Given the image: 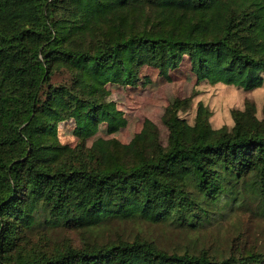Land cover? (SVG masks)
Returning <instances> with one entry per match:
<instances>
[{"label": "trees", "instance_id": "1", "mask_svg": "<svg viewBox=\"0 0 264 264\" xmlns=\"http://www.w3.org/2000/svg\"><path fill=\"white\" fill-rule=\"evenodd\" d=\"M186 60L197 82L263 86L264 0H0V264H264L238 236L228 252H178L117 227L202 232L240 209L264 218L253 100L215 127L203 102L189 122L190 98H176L166 140L148 121L129 142H86L101 124H127L110 84L137 86L145 66L169 78ZM69 119L76 145L60 136Z\"/></svg>", "mask_w": 264, "mask_h": 264}, {"label": "rangeland", "instance_id": "2", "mask_svg": "<svg viewBox=\"0 0 264 264\" xmlns=\"http://www.w3.org/2000/svg\"><path fill=\"white\" fill-rule=\"evenodd\" d=\"M61 78L62 76L57 77V81ZM109 88L110 98L123 111L127 124L112 133L108 131L106 124H101L98 131L86 139L88 145L98 137H117L122 142H129L148 121L158 124L162 137L166 140L168 128L163 119L168 112V106L176 98H190L187 107L181 110L189 122L194 121L198 104L200 101L203 102L210 109V120L215 127L233 125L232 110L242 108L246 99L255 101L259 116H262L264 111V85L253 90H244L224 83L197 82V77L187 60L179 69L171 72L169 78L159 74L158 69L145 66L141 70V80L137 86L110 84ZM59 132L62 141L71 145L83 140L76 133L73 119L62 121ZM117 227L130 237L137 233L149 236L169 251L200 252L203 249H210L228 252L232 238L238 236L236 241L240 247H252L264 253V218L246 209L238 210L230 219L219 225L209 226L202 232L150 222L126 223ZM216 233H221V242L214 241ZM68 235L77 238L76 232L61 230L54 232V236L59 238Z\"/></svg>", "mask_w": 264, "mask_h": 264}]
</instances>
